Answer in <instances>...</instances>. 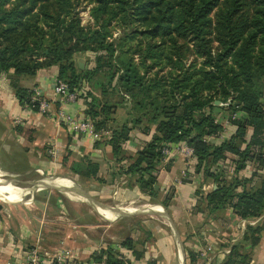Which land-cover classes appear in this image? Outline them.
Instances as JSON below:
<instances>
[{
	"label": "trees",
	"instance_id": "1",
	"mask_svg": "<svg viewBox=\"0 0 264 264\" xmlns=\"http://www.w3.org/2000/svg\"><path fill=\"white\" fill-rule=\"evenodd\" d=\"M93 2L92 15L97 27L85 31L71 14V0H0V75L9 76L13 93L24 107L31 103L32 90L23 87L20 78L56 65L57 77L71 90H81L87 105L85 113L94 120L95 128L109 130L106 142L116 161L129 158L121 144L129 138L133 127L147 120L148 125L142 127L147 133L154 125L151 140L136 152L126 169L139 175L137 182L143 193L156 192L153 171L162 159V145L186 142L193 148L196 173L215 185L200 195V204L207 212L230 207L240 218L256 220L246 226L244 243L232 245V253L222 264L248 261L249 254L241 255L239 251L256 245L264 234V0H223L214 18L211 13L220 0ZM251 3L248 12L246 6ZM122 22L134 24L124 38L140 37L155 61L152 64L162 66L159 63L164 62L181 67L186 45L179 38H188L195 53L204 57L200 67L170 76V82L149 77L152 65H147L146 73L141 74L142 63L136 64L130 55L123 57L114 41H106L113 24L121 27ZM86 50L95 53V66L80 68L73 55ZM120 88L134 99V113L112 127L117 104L106 96ZM230 95L244 115L231 120L236 126L234 134L215 144L206 137L218 136L222 126L210 113L211 103H223ZM33 110L37 111V107ZM228 153L238 157L230 178L224 177L221 167L211 169ZM246 160L257 165L250 175L242 174ZM97 169L98 164L87 159L71 165V170L79 175L93 176ZM119 245L130 249L135 259L142 257L132 238H124ZM186 252L194 264L197 255ZM102 253L97 262L130 264L112 243L105 245Z\"/></svg>",
	"mask_w": 264,
	"mask_h": 264
},
{
	"label": "crops",
	"instance_id": "2",
	"mask_svg": "<svg viewBox=\"0 0 264 264\" xmlns=\"http://www.w3.org/2000/svg\"><path fill=\"white\" fill-rule=\"evenodd\" d=\"M87 66L88 64L85 63L84 67ZM57 76L58 67L51 65L40 68L34 75L21 77L19 80L23 87L38 90L42 98L47 100L49 108L46 113L30 110L25 106L22 107L13 93L8 75L3 74L0 76V127L3 137H7L8 142L13 141L21 151L27 152L25 157L27 156L26 160L28 159L29 165L41 169L42 174L44 172L60 174V176L75 181L100 203L99 207L103 211L108 212L123 209V207H132L130 211L124 212L143 210L162 218L160 214L162 209L153 204L133 205L135 199L142 198L144 193L141 192L138 186L137 178L139 175L126 172L127 166L136 152L151 140L155 132V126H151L147 133H144L140 126L133 127L129 133V138L121 144L125 155L129 158L116 161L113 158L109 144L106 142L109 138L107 135H110L106 130L103 131V138L94 140L88 135L70 131L54 119V113L59 108H63L77 116H86L85 110L87 107L83 98L74 102H62L60 100L53 91ZM124 110V108L117 109L113 115L114 122H118V114L120 111L124 112ZM124 115L125 118L119 125L130 117H127L125 112ZM227 123L228 125H222V132L218 136H207L208 139L206 138V140L209 141L212 138L211 142L218 144L234 134L236 126L230 122ZM226 129L229 130L228 136H224ZM250 134L251 130H248L247 137ZM184 144L189 146L182 141L173 143L171 154L162 160L153 171L155 177L157 176L155 188L163 192L161 199L171 196V204L166 215L169 223L160 222L164 226H158L157 229H164V227L170 229L171 248L168 246L170 239L168 241V238L165 239L162 235L156 237L155 240L160 251L158 253L149 251V253H144L140 259H135L130 249H121L120 251L129 259L130 264H150V261L155 260L157 261L156 264L166 260L167 262H173L175 252L172 244L183 245L181 249L178 247V264H184L183 250H190L194 253L206 251V254H211L209 256L211 263L209 264H222L227 256L225 254L230 252L232 245L239 243L246 226L256 222V220L240 218L230 207L220 208L210 214L207 212L204 205L200 204V195L205 194L215 185L205 180L202 174L196 173V158L194 155L192 157L185 155L180 148ZM50 148L55 149V156L49 154L48 150ZM228 155L235 156L230 153ZM81 159H87L98 164L95 175H79L71 170V165ZM167 160L171 161L168 170L164 167ZM230 172L233 175L234 168ZM2 178L4 179L3 176ZM57 180L66 181L59 178ZM37 184H41V182ZM43 186L45 187V185ZM170 186L174 187L171 188L173 192L169 191ZM51 187L58 189L56 191L69 201H79L87 204L85 198L77 193V188L73 190L63 183H55ZM23 190H31V188L18 190L0 187V195H4L2 198L12 201L10 203H31V199L20 200L24 195ZM198 190L200 191L199 194H197ZM110 197L121 203L111 206L100 201ZM124 202L125 205H121ZM93 209L110 220L118 217L106 216L103 211H98L95 207ZM25 225L27 226V223ZM115 225L119 227V223ZM176 236L177 238H174ZM110 237L116 238L113 234H110ZM32 239L26 237L25 231L19 229L17 224H9L8 220H0V264H24V257L27 252L25 249L28 245H33L34 238ZM166 242L167 245L164 246ZM116 245L114 244V246ZM91 247V244H89L86 248H83L85 249L83 251L89 252ZM208 247L211 248L209 251H207ZM249 251L248 264H264V236ZM152 263L154 264V262Z\"/></svg>",
	"mask_w": 264,
	"mask_h": 264
},
{
	"label": "rangeland",
	"instance_id": "3",
	"mask_svg": "<svg viewBox=\"0 0 264 264\" xmlns=\"http://www.w3.org/2000/svg\"><path fill=\"white\" fill-rule=\"evenodd\" d=\"M72 2V13L74 14L75 18L78 20V24L85 29V31L89 29H95L97 27L95 19L92 15V7H94L95 2L93 0H71ZM223 0H220L219 5L212 11L211 17H215V13L218 7L222 4ZM251 5L248 4L246 6V10L248 12L251 11ZM71 16V15H70ZM121 27L117 24H113L112 30L109 34L106 35V41H114L116 50L121 51L123 57L125 55H130L135 63H142L140 73H146V66L152 65L153 67L149 70L148 76H156L157 78H161L160 80H165V82H170L171 77L175 76L176 74H181L187 68L192 69L193 67H200L202 60L204 59L203 56L196 54L195 50L192 46V42H189L188 38H179L180 42L185 44L186 47L182 51V64L181 67L173 66L168 63H159L161 65L152 64L155 63L154 59L149 57V52L147 48V44L142 41L140 42V37H132V38H124L125 34H129L134 26V24H127L122 22ZM125 39V40H124ZM127 39H129L127 41ZM216 42H214V46H216ZM86 46V45H83ZM126 49H130V51L126 52ZM104 52V51H102ZM214 53V51H213ZM74 60L78 62L79 59L84 61V64H88L86 68H91L95 66L94 63V56L95 53L91 51H81L77 52L74 55ZM179 66V65H178ZM3 75V74H2ZM7 75V74H5ZM1 76V75H0ZM9 78V76H8ZM163 82V81H161ZM10 83V79H9ZM11 86V85H10ZM12 88V87H11ZM159 90H163L161 86L158 87ZM170 88V86L168 87ZM124 94L125 99H121L120 93ZM125 90L120 88L119 91H115L109 93L106 98L109 100H113L114 103L117 104L115 108L114 114L116 113L118 108H124V112L126 116L132 115L133 107H134V99L130 96L125 94ZM218 101V100H215ZM213 101L212 107L210 109V113L213 116L214 120L220 124L221 126L228 125L227 122L231 123V120L242 118L244 112L240 110L237 102L234 101L232 95L228 96L223 103L215 104ZM264 102V101H263ZM214 105V106H213ZM218 106V107H215ZM204 111H208V107L204 108ZM122 112V114H121ZM123 111H120L118 114V122H112L110 125L117 126L125 117ZM128 112V113H127ZM113 114V115H114ZM129 114V115H128ZM131 118V117H130ZM149 122L145 120L144 123L140 125L142 128L145 125H148ZM153 126V125H151ZM108 133L109 130H106ZM229 130L226 129L224 136H228ZM110 136V135H107ZM216 137V136H213ZM3 137L1 134V127H0V175L4 177V179H9L18 187H28L31 188V193L27 194L25 197L21 198L20 200L30 199L31 203L24 204V203H10L12 201H8L3 199L4 195H0V220H8L9 224H17L19 229H22L26 233V237L29 239L34 238L33 245H28L25 251L29 250L32 247H38L47 254H54L55 252L59 251L61 247H65L69 250L70 254L77 255V260L81 261H88L89 258H93L95 261L98 259V255H102L104 246L112 243L117 244L115 247L119 248V250L124 249L119 242H122V238H132L134 242V247L137 252H140L142 256L144 253H158L159 247L156 246V237L164 236L165 239L168 238V246L171 248V232L169 228L158 229V226H164L162 223L165 224L169 223L168 218L164 215L162 217L166 219V221H162L158 215L150 214L148 211H137V212H129L126 215L118 216L117 218L110 220L104 218L100 215L97 211L91 207V205L87 202H73L65 199L58 191L54 189H47L43 188L42 186H34L31 182H38L42 178H51V180L62 179L68 181L71 185L75 188L77 184L75 181L68 179L67 177L60 176V174H51L46 173L41 174L37 172V167H31L28 163V159L26 160L27 156L25 157V151H21L20 148H17V145L13 143V141L8 142V138ZM207 138V137H206ZM208 139V138H207ZM212 141V138L209 139ZM12 142V143H11ZM169 156V155H168ZM238 159L237 156H226L220 160L218 165L212 166L211 169L216 171L218 168L224 169V177L230 178L231 169L235 167V161ZM164 160L163 158L161 161ZM160 161V162H161ZM170 160H167L164 163V167L169 169ZM254 169H257V165L252 160H246L244 171L242 174L250 175ZM259 172V171H258ZM44 175V176H43ZM230 175V176H229ZM157 177V176H156ZM155 177V178H156ZM30 181V182H29ZM210 183V181L208 180ZM75 183V184H74ZM157 183V182H156ZM254 181L253 184H255ZM38 185V184H37ZM169 187V191L173 192ZM92 199L96 200L89 192H87ZM145 195V196H144ZM142 198L135 199L133 205L141 206L144 204H153L156 207L162 209L161 211L167 215L168 207L171 204V196H167L164 199H161L163 196V192L156 189V192L151 195L147 191L144 193ZM103 203L109 204L111 206H115V204H119L115 198L110 197L106 198V200H100ZM99 203V202H98ZM127 204V202H126ZM121 205H125V202ZM168 220V221H167ZM151 222V223H150ZM27 223V226L25 225ZM119 223V227L115 224ZM115 226V227H113ZM9 227V226H8ZM110 234H113L115 237L111 238ZM264 234L262 235V237ZM121 238V239H120ZM174 238H177L174 237ZM24 239V238H21ZM33 240V239H32ZM173 240V239H172ZM180 241V240H179ZM239 242L244 243L243 239L241 238ZM89 244H91V248L89 252H84L83 248H86ZM166 246L167 242L164 243ZM246 244V243H245ZM174 246L175 252V260L173 262H160L159 264H178V247L181 249L183 245H176ZM82 246V247H81ZM81 250V251H80ZM250 248H244L239 251V254H249ZM184 264H191L189 259L187 258L186 250L184 251ZM232 252H228L225 255V259L230 255ZM198 257L194 264H205L207 261V257L211 256V254H207L202 257L200 251L195 253ZM100 255V257H101ZM97 256V257H96ZM99 257V258H100ZM203 259H202V258ZM205 257V258H204ZM97 258V259H96ZM236 258V259H235ZM202 259V260H201ZM224 259V261H225ZM235 260H239L236 255H234ZM249 259V257H248ZM76 259H72L70 263L77 262ZM156 261V260H155ZM150 261V264L157 263V261ZM249 261V260H248ZM248 261L242 262L241 264H248ZM211 263V260L210 262ZM208 263V264H209Z\"/></svg>",
	"mask_w": 264,
	"mask_h": 264
},
{
	"label": "built area",
	"instance_id": "4",
	"mask_svg": "<svg viewBox=\"0 0 264 264\" xmlns=\"http://www.w3.org/2000/svg\"><path fill=\"white\" fill-rule=\"evenodd\" d=\"M53 91L60 98V100H62V102H74L80 98H83L80 89L71 90L68 84L58 77L54 81ZM34 106L37 107L38 112H48L49 103L46 99L42 98V96L39 94V91L36 89L32 90L31 103L29 105H25V108L33 110ZM54 119L62 123L66 128L74 133L88 135L94 140H100L101 138H103L104 130H97L95 128L94 120L87 115L77 116L75 114L67 112L63 108H59L54 113ZM172 144L173 143H164L162 145L161 153L163 155V159H166L168 155L171 154ZM180 148L186 156L192 157L194 155L193 148L191 146H187L184 144ZM48 152L50 155L55 156V149L50 148ZM36 170L41 174L43 173L41 169ZM210 249L211 248L208 247L207 251H209ZM200 253L202 257L207 255L206 251H202ZM72 259L77 260V255L70 254L69 250H67L65 247H61L59 251L55 252L54 254H47L38 247H32L27 250L25 254L24 264H69ZM209 262L210 257L208 256L205 264H208ZM75 264H102V262H97L93 258H89L88 261L77 260Z\"/></svg>",
	"mask_w": 264,
	"mask_h": 264
},
{
	"label": "bare ground",
	"instance_id": "5",
	"mask_svg": "<svg viewBox=\"0 0 264 264\" xmlns=\"http://www.w3.org/2000/svg\"><path fill=\"white\" fill-rule=\"evenodd\" d=\"M38 182H41V184L36 185ZM38 182H31V183H33L34 186H42L43 188H52L54 190H58V189L51 187V185L55 184V183H63L65 186H68V187L72 188L73 190L74 189L76 190V188H77V187L75 188L73 185H71L68 181H59L57 179L51 180V178H48V177L47 178L44 177ZM42 183H43V185H45V187L42 185ZM0 187H7L9 189H18V190L28 188V187H18L15 184H13V182L11 180L3 179L2 176H0ZM31 191H32V189L31 190H23L24 195H22V197H25L27 194L31 193ZM76 191L79 195H81V197L85 198V200L91 205V207L94 206L97 208L98 211H103L99 207L100 203L97 202L96 204H93V203L88 201L87 197L82 193V191L80 189L77 188ZM3 199H6V198H3ZM30 199H31V197H30ZM75 202H79V201H75ZM130 209H132V207H123V209L120 208L119 210L108 211V212L103 211V212L105 213L106 216H123L124 214H126L124 211H130ZM160 214L165 216V214L162 211H160ZM162 221H164L163 217H162Z\"/></svg>",
	"mask_w": 264,
	"mask_h": 264
},
{
	"label": "water",
	"instance_id": "6",
	"mask_svg": "<svg viewBox=\"0 0 264 264\" xmlns=\"http://www.w3.org/2000/svg\"><path fill=\"white\" fill-rule=\"evenodd\" d=\"M78 65H79V67L80 68H84V61L83 60H81V59H79L78 60ZM261 101H262V99H261ZM215 104H220V102L219 101H215L214 102ZM75 184V183H74ZM76 186H77V188L78 189H80L81 191H82V193L87 197V199H88V201L89 202H91V203H93V204H96L98 201L97 200H94V199H92V197L86 192V191H84V189H82L78 184H75ZM94 207V206H93ZM96 208V207H95ZM97 209V208H96ZM129 213V212H128ZM128 213H126V214H128ZM126 214H124V215H126ZM166 216V215H165Z\"/></svg>",
	"mask_w": 264,
	"mask_h": 264
}]
</instances>
